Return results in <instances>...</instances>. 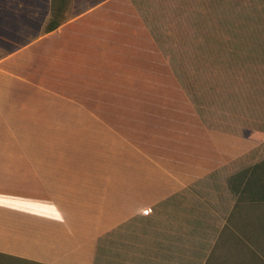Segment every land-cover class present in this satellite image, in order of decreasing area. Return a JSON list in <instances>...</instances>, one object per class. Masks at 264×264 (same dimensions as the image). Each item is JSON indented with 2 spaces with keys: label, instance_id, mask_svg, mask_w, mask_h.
Returning a JSON list of instances; mask_svg holds the SVG:
<instances>
[{
  "label": "rangeland",
  "instance_id": "rangeland-1",
  "mask_svg": "<svg viewBox=\"0 0 264 264\" xmlns=\"http://www.w3.org/2000/svg\"><path fill=\"white\" fill-rule=\"evenodd\" d=\"M114 1L94 19L66 17L56 34L11 60L16 76L5 102L32 112L1 117L11 131L0 155H13L15 175H24V146L45 154L49 171L59 161L72 175L73 167L107 151L121 154V147L148 150L156 159L153 143L170 137L204 143L240 137L228 173L264 162V0ZM23 75L27 81L18 84ZM29 125L58 131H25ZM261 199L242 209L240 219L253 221L238 229L244 238L222 241L192 264H264ZM0 264L30 263L0 256Z\"/></svg>",
  "mask_w": 264,
  "mask_h": 264
},
{
  "label": "crops",
  "instance_id": "crops-1",
  "mask_svg": "<svg viewBox=\"0 0 264 264\" xmlns=\"http://www.w3.org/2000/svg\"><path fill=\"white\" fill-rule=\"evenodd\" d=\"M113 2L68 0L61 25L48 32L54 0H0V121L32 113L5 102L16 76L11 60L56 34L66 17L94 19L97 9ZM16 78L18 84L27 81L24 75ZM43 127L29 125L25 131H58ZM9 128L0 123V144L9 137ZM126 138L117 136L129 142ZM240 139L234 135L204 143L162 138L152 142L160 150L156 159L146 149L128 152L121 147V154L107 151L73 167L72 175L61 171L59 161L49 171L45 154L36 149L24 146V175H15L19 167L13 155H0V256L30 264H98L99 258L104 264H192L207 259L218 243L244 238L238 229L253 223L240 219L245 206L230 184L241 171L228 173L226 167L237 159ZM140 141L135 144L142 146L145 139ZM46 142L40 136L39 147ZM149 208L152 214H143Z\"/></svg>",
  "mask_w": 264,
  "mask_h": 264
},
{
  "label": "trees",
  "instance_id": "trees-1",
  "mask_svg": "<svg viewBox=\"0 0 264 264\" xmlns=\"http://www.w3.org/2000/svg\"><path fill=\"white\" fill-rule=\"evenodd\" d=\"M67 4L68 0H54L53 18L47 26L48 32L61 25ZM230 184L240 205L255 202L257 196L264 201V162L242 170L231 178Z\"/></svg>",
  "mask_w": 264,
  "mask_h": 264
}]
</instances>
